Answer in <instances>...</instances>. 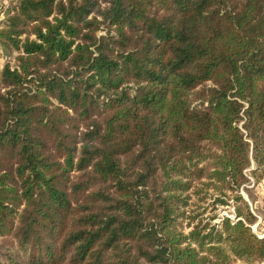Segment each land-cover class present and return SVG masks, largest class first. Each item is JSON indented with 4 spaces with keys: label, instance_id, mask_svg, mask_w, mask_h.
Here are the masks:
<instances>
[{
    "label": "trees",
    "instance_id": "1",
    "mask_svg": "<svg viewBox=\"0 0 264 264\" xmlns=\"http://www.w3.org/2000/svg\"><path fill=\"white\" fill-rule=\"evenodd\" d=\"M14 8L0 28L16 51L0 71V234L16 242L0 264L263 261L240 193L237 219L194 223L186 208L237 189L252 158L264 176V0Z\"/></svg>",
    "mask_w": 264,
    "mask_h": 264
},
{
    "label": "rangeland",
    "instance_id": "2",
    "mask_svg": "<svg viewBox=\"0 0 264 264\" xmlns=\"http://www.w3.org/2000/svg\"><path fill=\"white\" fill-rule=\"evenodd\" d=\"M16 2L17 0H0V28L6 25L7 18L14 13V5ZM101 32H106V29H102ZM15 54L16 51L11 54L8 49L0 44V71L7 61L11 60L14 63L13 56ZM195 102H199V100ZM242 122L240 125H242ZM255 167V160L252 158L251 163L244 169L247 179L237 189L220 191L211 188L209 191L202 190L199 194L192 193L190 204L186 208L187 213L195 215L191 220L194 223L202 222L203 224L208 221L210 223H219L223 216H230L232 219H237L236 206L240 201L235 199V193L238 192L247 201L245 210L249 209L255 214V221L250 223L252 230L259 236L264 235V176L261 178L254 176L252 170ZM217 197H223L227 199V202L223 203ZM189 219L187 218L184 221L185 231L191 228L187 223ZM15 242L16 239L13 234H0V246L2 244H15ZM257 264H264V260Z\"/></svg>",
    "mask_w": 264,
    "mask_h": 264
}]
</instances>
